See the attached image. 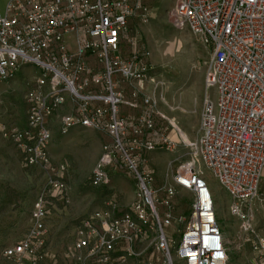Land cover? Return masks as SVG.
<instances>
[{
    "label": "built area",
    "instance_id": "1",
    "mask_svg": "<svg viewBox=\"0 0 264 264\" xmlns=\"http://www.w3.org/2000/svg\"><path fill=\"white\" fill-rule=\"evenodd\" d=\"M147 1L8 0L0 12V82L14 79L27 65L40 75L26 96L25 126L3 125L1 134L22 152L26 166L48 171L49 119L58 111L69 108L60 118L63 134L81 127L110 139L91 183L108 192L112 173L124 174L135 182L136 194L129 211L111 204L78 224L74 248L87 251L88 264L140 258L149 242L153 254L168 264H174L173 256L183 264H229L230 242L205 169L232 198V214L242 217L258 197L264 174V0L175 1L173 26L189 30L210 52L206 85L216 99L206 96L200 137L185 142L192 160L178 167L172 186L161 189L155 186L150 155L175 145L168 128L159 126L155 99L143 90L146 80L155 88L160 81L151 75L147 53L135 49L124 58L121 52L135 47L136 39L126 35L132 20L148 17ZM58 170L61 176L66 172L64 165ZM47 188L55 198L66 191L62 177L49 178ZM178 188L193 195L188 219L176 216ZM47 199L39 196L28 233L3 251L4 258L39 264L47 257ZM178 223L184 228L175 241ZM254 249L263 259L264 242Z\"/></svg>",
    "mask_w": 264,
    "mask_h": 264
},
{
    "label": "rangeland",
    "instance_id": "2",
    "mask_svg": "<svg viewBox=\"0 0 264 264\" xmlns=\"http://www.w3.org/2000/svg\"><path fill=\"white\" fill-rule=\"evenodd\" d=\"M175 1L148 0V17L132 20L126 35L127 40L136 39L135 47L124 46L121 51L124 58H129L135 49L147 53L153 68L151 75L160 81L155 88L150 80H146L143 89L155 99L154 110L159 115V126L168 128L169 138L175 145L171 150H157L150 155L156 172L155 186L159 189L172 186L178 167L192 160V150L185 142L194 143L200 137L206 96L209 94L216 99L215 90H208L206 85L210 52L189 30L179 31L173 26L171 10ZM7 2L0 0L1 14H4ZM69 47H74L72 40ZM38 75L40 70L27 65L14 79L0 82V264H15L4 258L3 251L26 236L34 204L43 194L48 197L49 211L44 222L47 257L39 264H88L87 251L74 248L78 224L80 227L83 220L111 204L120 212L129 211L134 200L129 198V186L135 187V182L114 172L110 191L92 185L93 171L102 155V147L110 139L100 132L81 127L63 134L60 118L69 108L58 111L49 119L52 171L25 165L22 152L3 137L1 127L26 124V96ZM127 91L130 92L131 88ZM129 113L136 115L139 110H129ZM60 165L66 168L63 176L58 175ZM196 165L202 168L201 164ZM59 177H62L66 191L62 198H55L47 188V180ZM205 177L214 194L225 239L230 242L229 264H264V258L261 259L254 249L264 242V179L258 197L248 203L243 216L238 217L230 210L232 198L213 174L205 169ZM177 192L176 216L188 219L193 195L181 188ZM183 228V223L173 228L175 241H179L178 232ZM150 243L144 247L137 244L136 247H141L144 253L140 258H128L123 264H148L149 260L168 264L162 255L153 254ZM173 259L174 264H183L174 256Z\"/></svg>",
    "mask_w": 264,
    "mask_h": 264
},
{
    "label": "crops",
    "instance_id": "3",
    "mask_svg": "<svg viewBox=\"0 0 264 264\" xmlns=\"http://www.w3.org/2000/svg\"><path fill=\"white\" fill-rule=\"evenodd\" d=\"M25 126V125H24ZM264 179V174H263V178H262V180ZM129 188H130V194H129V198H133L134 199V196H135V194H136V185H135V187H132L131 185L129 186Z\"/></svg>",
    "mask_w": 264,
    "mask_h": 264
},
{
    "label": "bare ground",
    "instance_id": "4",
    "mask_svg": "<svg viewBox=\"0 0 264 264\" xmlns=\"http://www.w3.org/2000/svg\"><path fill=\"white\" fill-rule=\"evenodd\" d=\"M179 132H180V130H179ZM184 141H186V140H184ZM188 142H191V141H188Z\"/></svg>",
    "mask_w": 264,
    "mask_h": 264
}]
</instances>
